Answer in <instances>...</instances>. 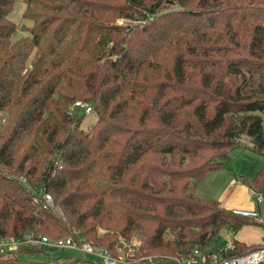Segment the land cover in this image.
Segmentation results:
<instances>
[{"label": "trees", "instance_id": "16d2710c", "mask_svg": "<svg viewBox=\"0 0 264 264\" xmlns=\"http://www.w3.org/2000/svg\"><path fill=\"white\" fill-rule=\"evenodd\" d=\"M15 2L0 0V240L73 237L113 254L137 231L138 254L183 257L257 223L191 191L236 148L264 156V0H27L33 27L14 43ZM77 102L97 116L89 131ZM263 182L264 168L247 185ZM42 250L0 264H98L27 257Z\"/></svg>", "mask_w": 264, "mask_h": 264}, {"label": "built area", "instance_id": "2783aa9c", "mask_svg": "<svg viewBox=\"0 0 264 264\" xmlns=\"http://www.w3.org/2000/svg\"><path fill=\"white\" fill-rule=\"evenodd\" d=\"M75 107L84 110L85 114H91L93 111L90 106L82 102H77ZM4 122L5 120H3V123ZM15 180L27 190H31L33 193L35 192L25 177H16ZM35 194L36 193H34V195ZM249 196L254 199L258 206H261L264 202L263 195L253 190L249 192ZM35 200L47 209L55 208L54 199L48 193H39V197H36ZM232 213L264 224V219H262L260 214L255 210L234 209ZM136 245H138V243L136 242V244H133L132 241L120 242L118 245V248L120 247L118 253L113 255L105 248H96L88 242H84L80 239L77 240L73 237L53 240L47 236L28 234L21 239L7 238L5 240H0V253L14 252L23 246L36 247L39 249H43L46 246H54L57 248L72 249L80 251L83 254L99 257L103 260V264H264V247H258L247 253L235 255L232 254L233 245L231 242L227 243L218 254H211L193 249L188 255L183 257L136 255L134 254V247Z\"/></svg>", "mask_w": 264, "mask_h": 264}, {"label": "rangeland", "instance_id": "374dc122", "mask_svg": "<svg viewBox=\"0 0 264 264\" xmlns=\"http://www.w3.org/2000/svg\"><path fill=\"white\" fill-rule=\"evenodd\" d=\"M26 8H27V0H16L13 6V10L9 16L10 21H12L14 24L17 25V32L15 36L13 37L14 43L24 38L29 37L30 29L33 27L32 21L24 19ZM118 22L119 24L122 23V21L120 20ZM72 112L79 114L77 115V118H83L82 125H81V128L83 130L89 131L95 126L97 122V116L94 113L85 114L84 110L76 108V107L72 108ZM83 115L84 117H81ZM259 116L263 120V130H264V111L260 112ZM242 138L246 140V143L250 144L249 141H247L248 140L247 138L245 137H242ZM237 154H238V149L236 148L232 154V157L234 158L235 162L231 165V167L232 168L235 167V171L237 174L246 172L247 174L246 178L251 177V179H253V177L262 170L261 163L263 159L256 155H253L252 153H249L248 150H244L238 157H236ZM210 187H211V182L204 181V183L200 185L201 192H196L195 196L192 193L191 195L201 200L213 202L212 200H210V198H208V192H209ZM104 233L105 231L100 230L98 234L103 235ZM119 238H120L119 241L116 243L117 245L115 244V247L113 249L114 250L113 254L118 253V249L120 248V247L118 248V245L120 244V242L122 243L123 241L124 242L132 241L133 244H136V242L138 243V245L134 247L135 248L134 254L141 255V254H138L141 248V240H142L139 232L136 231L132 233L128 239L122 238L121 236ZM166 238L174 239V237L169 234L167 235ZM225 245H226V240L223 237V235L220 234V237H218L217 239H213L209 242L208 250H211L212 253L217 254L220 252V250H222L225 247ZM152 256H156V255H152ZM158 256L159 255H157V257ZM27 257L33 261H43V262H52V261H57V260L65 261L66 259H72V260L79 259L82 261H89V262H96L98 264H103V260L99 257L83 254L80 251H76L72 249L57 248L54 246H46L43 248L42 252H39L33 256H27Z\"/></svg>", "mask_w": 264, "mask_h": 264}, {"label": "crops", "instance_id": "0c3cea01", "mask_svg": "<svg viewBox=\"0 0 264 264\" xmlns=\"http://www.w3.org/2000/svg\"><path fill=\"white\" fill-rule=\"evenodd\" d=\"M234 151L235 150L231 152L229 163H227L222 169L209 173L201 181L195 183L192 187L191 193L195 196L196 192H201L200 185H202L204 181H210L211 187L208 192V198L217 203L219 208L229 210L231 212L234 209L255 210L260 214L262 219H264V202L261 206H258L254 199L249 196V192L251 190L256 192L255 189L250 188V186L247 185V183L252 180L251 177L246 178V172L237 174L235 167H231V165L235 162L234 158L232 157ZM243 151L244 150L238 149V154L236 157H238ZM249 153L252 152L249 151ZM252 154L263 159L261 166L264 168V156L255 153ZM260 194H262L264 198V182ZM220 234L225 238L226 245L229 242H231L232 245L236 242L245 246H259L264 244V224H260L258 222L252 225H244L235 232L229 229H221L211 240L217 239L220 237ZM208 244L206 246V251L211 254H216L212 253L211 250H208Z\"/></svg>", "mask_w": 264, "mask_h": 264}]
</instances>
